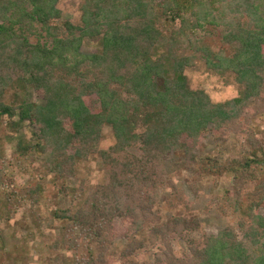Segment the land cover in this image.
I'll return each mask as SVG.
<instances>
[{
  "label": "trees",
  "instance_id": "obj_1",
  "mask_svg": "<svg viewBox=\"0 0 264 264\" xmlns=\"http://www.w3.org/2000/svg\"><path fill=\"white\" fill-rule=\"evenodd\" d=\"M59 1L0 0V121L16 133L28 123L38 140L17 137L11 159L27 163L37 153L48 174L71 178L93 159L103 172L100 184L69 188L83 198L77 210L52 212L58 233L50 249L71 253L65 264H104L121 237L115 252L123 264H139L141 252L151 264H264V178L257 172L264 157L251 128L264 113V0H83L78 24L60 20ZM206 35L230 53L206 45ZM86 42L94 52L82 50ZM196 64L235 85L237 96L214 103L191 87L186 71ZM28 88L42 104L18 98ZM105 127L114 143L101 149ZM209 132L243 137L248 156L197 160ZM178 154L183 161L169 163ZM168 163L173 173L194 164L198 176L228 173L240 188L254 183L244 194L224 192L236 229L193 238L202 226ZM27 184L0 202L3 218L20 200L37 202L41 186ZM27 249H13L15 264Z\"/></svg>",
  "mask_w": 264,
  "mask_h": 264
},
{
  "label": "rangeland",
  "instance_id": "obj_2",
  "mask_svg": "<svg viewBox=\"0 0 264 264\" xmlns=\"http://www.w3.org/2000/svg\"><path fill=\"white\" fill-rule=\"evenodd\" d=\"M83 0H60L58 9L61 11V21H70L72 24H78L79 8ZM205 44L213 50H224V54H229V50L220 45L217 36H205ZM91 42H86L82 50L84 52H94ZM191 87L203 89L214 103L222 102L237 96V87L235 85L224 86L221 80L212 73L204 71L200 64L186 71ZM21 101L35 102L42 104V100L28 88L23 93L18 94ZM7 101H11V93L6 96ZM5 118L0 121V153L4 159L0 161L3 172L5 173V185L0 190V202L5 196L15 197L14 191L24 186L29 181L32 186L40 185L42 193L37 202L32 205L28 201H19L15 204L16 210L10 209V216L2 217V204L0 203V264H15L13 249L20 245L28 247V254L24 255L23 264H65V258L70 257L71 253L59 251L54 252L50 249L54 237L57 235V226L55 222L49 223L52 212L56 210L69 209L75 211L82 203V197L77 194L74 196L68 190L69 188H79L100 184L103 181V172L98 162L89 159L78 168L77 177H57L48 174L43 166L42 156L36 153L28 158L27 163H19L11 159L12 153L16 149L17 137L30 142L34 145L38 142L36 136L37 131L32 126L25 123L20 127L18 132L5 129ZM256 138L262 144L264 157V113L258 116L251 125ZM104 140L100 144L101 149H107L112 146L114 139L109 128H103ZM203 146L195 150L196 159L209 158L223 163L226 160L242 161L247 155V144L243 143V137L236 136L232 133H213L209 132L207 136L202 138ZM260 156V153H257ZM183 161L182 154L170 156L169 163H181ZM167 164V172L172 176L178 190H181L186 198L190 201V212L192 217L197 219L202 226L201 232L194 234L193 238H199L201 235H216L219 231L226 229H236L235 224L238 216L233 213L231 207L225 202V193L231 192L233 188H240L232 180V175L228 173L220 176L197 175V167L194 164L182 168L179 173H173L176 169ZM24 165L29 171L24 170ZM259 179L264 178V165L257 167ZM27 184V185H30ZM255 184H248L240 188L242 194L253 189ZM190 188H193L191 191ZM166 197L165 193L162 195ZM163 198V197H162ZM260 214L264 215V209H260ZM37 215L38 220L34 222L32 214ZM122 233V228L117 227ZM31 233V235H30ZM235 234L240 238L241 233L236 230ZM125 244V240L121 237H115L109 250L104 255V264H123L121 263L116 252ZM182 246L175 245L177 252ZM114 253L110 256V253ZM139 264H151L148 254L141 252L134 259Z\"/></svg>",
  "mask_w": 264,
  "mask_h": 264
}]
</instances>
